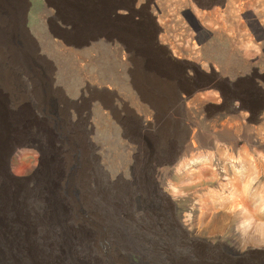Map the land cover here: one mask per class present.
Masks as SVG:
<instances>
[{
  "label": "rangeland",
  "instance_id": "1",
  "mask_svg": "<svg viewBox=\"0 0 264 264\" xmlns=\"http://www.w3.org/2000/svg\"><path fill=\"white\" fill-rule=\"evenodd\" d=\"M128 1L133 14L112 13ZM0 30V118L22 135L32 119L54 142L12 134V188L36 220L63 194L67 216L43 225L71 248L59 264H264V0H27ZM167 141L176 157L157 166ZM81 176L117 214L101 222L116 244L102 252L76 246L93 222L76 207Z\"/></svg>",
  "mask_w": 264,
  "mask_h": 264
},
{
  "label": "bare ground",
  "instance_id": "2",
  "mask_svg": "<svg viewBox=\"0 0 264 264\" xmlns=\"http://www.w3.org/2000/svg\"><path fill=\"white\" fill-rule=\"evenodd\" d=\"M55 1H57V3L59 2V0H55ZM12 3L15 5H24L27 3V0H0V17L3 20L11 21ZM119 10L129 11L132 14L135 12L130 1L126 2V4L118 5L112 8L111 11L113 14H117ZM122 20H124L126 23L133 22L132 18L130 17L129 19L124 18ZM106 25L107 24L103 23L100 29L106 28L107 27ZM91 39L95 40V38H91ZM3 42L7 43L8 41L7 39H5V41ZM147 44L151 46H155L153 39L150 40ZM81 45L82 44L79 45L76 44V47H80ZM125 45L129 46L130 43L125 42ZM129 48L131 47L129 46ZM157 51L159 52L158 49ZM133 76L135 77L136 74L135 75L133 74ZM134 84L139 85L140 88L139 87L138 88L140 93L142 92L146 94L145 97L149 99L146 102L149 105L157 106L161 108L159 97L150 95L149 88H146L143 85H141L144 84L143 82L135 79ZM191 93L192 92H187V95L190 97ZM1 118H0V126L5 130V132L0 133V264H59V261L64 263L65 255L68 256L69 258L71 256L69 252L71 248L69 246H66L67 253H65L62 244L51 242L49 233H53L52 230L47 232V230L43 227L45 223L46 226H50L55 220H57V217L60 214L62 215V217L67 216L68 210L64 207L63 203L61 202V199H63L64 197L63 194L61 195L60 200L54 197L55 202L51 200V202L48 203L47 206L50 207L53 211V212H49L50 216L47 215L46 217H44V220L43 218L36 220L33 217L34 213L31 211V209H28V207L25 204V201H21L20 195L18 194L19 192H16L17 191L16 187H14V189L12 188L13 181H12V176L8 170L9 167L7 163L9 156L14 152V149L11 147L14 142L12 138V134L14 136L19 135L20 136L18 137L19 140H22V138L24 137H25L24 139L26 140L28 139L27 143H24L22 145L23 147L34 146L35 144L33 145V143L29 142L30 140L33 139L28 138V136L37 135V137L39 138L42 136L41 137L42 141L45 144L49 143L47 146L53 148L54 142L53 140L51 141V139H49L52 135V132L48 131L44 127L41 128L42 126L40 127L41 131L38 132V130L36 129L38 128L39 125L37 124L36 121L32 119H28L27 126L21 125L22 128L24 129L23 135H22V131H18V132L15 131V129L19 125L18 122L14 123V127L11 132L10 128H12V123L10 122L8 124L7 122H5L4 118L2 119ZM39 133H41V136ZM25 134L26 135L29 134V135L26 136ZM80 138H79L80 143L81 144L84 143V139L80 140ZM85 145L86 144H82L80 152H82V149L85 148ZM173 148L174 147L172 145L169 147V142H168L167 144L163 145L162 149L160 147L159 150L156 151V155H158L161 158V161L157 162V166H160L162 164L161 163L162 161L170 160L171 162V160L175 159L176 150ZM84 152L85 151H83L81 156L82 162L86 161L88 158V155H85ZM84 169H85L84 171H86L88 168L86 169V167H84ZM57 170L59 172L61 171V168H58ZM58 172L56 171L53 172V175L55 174L57 175ZM85 173L86 172H83V175ZM49 178L50 180L47 181V183L49 184L50 191L52 192L62 191L65 188L64 187L65 184L61 183L56 185L55 180H52L51 176ZM85 179L86 178L81 176V182H79L80 185L79 187L82 188L81 193H83V201L82 203L79 202L78 206L76 207L79 208V210H82L83 213L85 209L86 213H84V215L83 213L81 214L83 215V219H86L88 215H91L93 222L89 224L87 229H85L84 227H80V229H78L77 234L79 236H76L77 239L76 246L81 248V252H85L83 249L88 251L96 250L98 252H102L103 249L109 243H112L113 246H116V244L107 237L105 232H103L104 225L101 222L106 214H109L111 218L113 215L117 216V214L115 213L114 210H108L104 206L98 207L96 206V204H94L91 201L90 198L93 196V194L92 195L90 194L92 191L89 189L88 183L85 181ZM56 188L57 190H55ZM87 196L90 198H88ZM239 217H241V219L245 222L251 218L250 215L246 213V210L240 212ZM32 218L38 221V224H35ZM126 219H131V217L130 216L126 217ZM80 222H82V220ZM116 225H117L116 227H119L120 224L116 223ZM54 234L55 233H53V235ZM105 242H107L106 245ZM117 243H119V241H117ZM140 246H142L141 242L137 241L133 247L137 249V247ZM73 250H75V247H72V251ZM127 250H129L128 247L126 248L123 247L121 249V251L125 252L126 255H127ZM47 254L51 255L52 259L48 258ZM147 256L148 257L145 256L146 261H141V264H150L151 255L147 254ZM83 259L84 258L77 256V259L71 262V264H94V262L95 264H99L98 261L94 259H92L94 262L91 260L83 261ZM117 260L118 261L116 262H114L113 260H108L106 264H126L125 262H127L125 261V258H118ZM162 260L164 261V259ZM167 261H170V259H167ZM200 264H217V263H211L205 261V262H200Z\"/></svg>",
  "mask_w": 264,
  "mask_h": 264
},
{
  "label": "flooded vegetation",
  "instance_id": "3",
  "mask_svg": "<svg viewBox=\"0 0 264 264\" xmlns=\"http://www.w3.org/2000/svg\"><path fill=\"white\" fill-rule=\"evenodd\" d=\"M106 36V35H105ZM125 48V50H126V47H124Z\"/></svg>",
  "mask_w": 264,
  "mask_h": 264
}]
</instances>
